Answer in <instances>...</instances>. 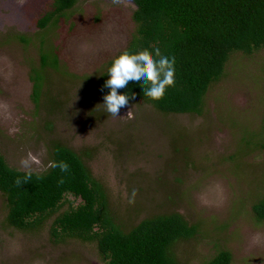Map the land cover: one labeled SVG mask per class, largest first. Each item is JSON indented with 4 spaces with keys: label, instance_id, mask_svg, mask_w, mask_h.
<instances>
[{
    "label": "rangeland",
    "instance_id": "rangeland-1",
    "mask_svg": "<svg viewBox=\"0 0 264 264\" xmlns=\"http://www.w3.org/2000/svg\"><path fill=\"white\" fill-rule=\"evenodd\" d=\"M48 2L0 0V10L10 12L8 19L14 18L16 12L30 21ZM132 8L125 0H81L71 14L60 18L48 32L60 63L51 79L44 77L48 87L45 93L42 91L37 111L42 116L48 115L46 111H56L67 102L70 108L68 114L59 115L52 129L56 133L50 138L87 149V164L98 177L109 179L108 186L113 191L116 189V179L111 174L113 162L127 186L135 187L136 180L147 186L144 191L147 200H135L139 206L144 205L141 215L151 216L157 204L160 209L165 208V193L177 189L179 198L174 197V203L166 206L182 213L188 221L199 222L205 232L203 241L184 240L177 246L179 253L190 258V263L196 262V256H212L223 245L230 250L234 264H264V220L257 221L248 205L249 194L255 192L257 180L264 176V155L255 146L264 140V50L250 57L234 55L225 75L209 87L201 115L162 116L149 111L150 117L134 118L136 112L149 110L146 105H134L130 117L128 112H122V118L116 121L107 116L98 97L86 90L83 83L89 82V76L126 44L133 29ZM0 14L5 15L6 11ZM39 55L37 42L26 45L15 41L0 46V142L11 143V156L18 149L17 164L30 170L46 166L44 142L35 133L40 119L32 100L31 68H42ZM74 84L83 90L70 95L68 101L59 98ZM69 122L71 126L65 128L63 125ZM171 134L177 138L175 147L186 146L177 151L181 154L178 157L172 151ZM247 139L252 145L246 143ZM141 140L146 146L139 145ZM233 155L236 162L230 158ZM189 159L194 163L188 162ZM24 160L30 162L28 167L22 163ZM137 161L150 166L139 168L150 171L144 180L127 176L128 166ZM175 177L184 181L179 188L178 183L174 184ZM156 181L167 185L156 188ZM126 209L123 204L117 207V216L126 219ZM3 216L0 195L1 220ZM9 232L6 240L10 237L16 240V234ZM38 240L37 236L26 235L21 244H5L2 260L5 264H102L92 248L72 242L57 246L45 236Z\"/></svg>",
    "mask_w": 264,
    "mask_h": 264
},
{
    "label": "trees",
    "instance_id": "trees-1",
    "mask_svg": "<svg viewBox=\"0 0 264 264\" xmlns=\"http://www.w3.org/2000/svg\"><path fill=\"white\" fill-rule=\"evenodd\" d=\"M78 1L81 0H49L48 4L45 3V9L30 21L21 18L16 12H13L14 18L8 19L10 12L5 8L0 10L6 11L5 15L0 14V18H3L0 20V46L15 41L26 45L37 42L38 45L42 68H31L32 100L35 113L40 119L34 127L37 131L35 133L44 142L46 159V166L39 170L23 169L17 164L20 158L18 149L11 156V143L0 142V195L4 206V216L0 219V264H5L1 254L4 245L21 244L26 235L37 236L39 242L45 236L48 242L57 246L72 242L92 248L102 264H192L189 262L190 258L186 259L179 253L177 246L184 240L201 242L205 232L199 222L188 221L182 213L166 206L174 203V197L179 198L176 196L177 189L175 192L165 193V208L160 209V204H157V210L151 216L141 215L139 212L144 205L139 206L135 200H147L148 195L144 193L147 186L137 180L135 187L127 186L116 172L113 162L111 174L116 179V189L113 191L108 186L109 179L98 177L87 164V149L58 142L55 137L50 138L56 133L52 129L59 115L69 113L68 102L65 105L60 104L56 111H46L48 115L42 116L37 111L42 91L45 93L48 87L44 83V77L47 75L51 79L52 74L59 70L60 63L58 52L48 40V32L56 27L60 18L75 10ZM125 1L133 7V29L126 44L99 71L92 77L89 76V82L84 81L83 84L102 104L103 95L108 91L104 87L108 78L107 69L114 57L125 54L138 57L144 53L155 55L153 50L159 48L161 54L174 59L175 83L166 88L164 96L159 100L144 95L142 86H132L128 92L122 93V97L131 94L136 106L146 105V109H149L136 112L134 118L150 117L147 114L149 111H155L162 116L201 115L206 106L209 87L225 75L234 55L250 57L264 50V0ZM45 43L50 45L46 46ZM80 90L83 89L74 84L62 92L59 98H66L68 101L70 95L72 97L73 93ZM55 112L57 113L54 114ZM148 121L150 120L147 119ZM71 124L69 122L63 126L67 128ZM39 130L45 131V134ZM174 137L171 134L172 151L178 157L181 155L179 150L186 149V146L175 147L177 138ZM140 144L146 146L142 140ZM248 144L252 145L250 141ZM255 146L264 155V140L258 141ZM252 149L251 146L250 150ZM234 156L230 158L236 162ZM176 157L173 159L177 161ZM50 161H64L69 165L68 170L62 172L59 168H51ZM172 161L171 159L173 164ZM188 162L194 163L191 159ZM186 166L183 167L189 170ZM141 167L150 166H144L137 161L135 165L128 166L127 176L144 180L150 171H140ZM166 170L169 171L168 168ZM262 174L264 175V171ZM17 180L21 181L19 185ZM257 181L255 192L249 194L248 205L256 220L262 221L264 176ZM175 183H178L176 185L179 188L184 181L175 177ZM164 185L167 183H154L156 188ZM180 194L182 196L184 192L181 191ZM130 199L133 202L130 203ZM122 204L127 207L126 219L117 216L116 208ZM8 231L16 234V240L13 237L6 240ZM191 254V258H194L195 253L191 251ZM193 264L234 262L230 250L222 245L210 257L196 256Z\"/></svg>",
    "mask_w": 264,
    "mask_h": 264
},
{
    "label": "clouds",
    "instance_id": "clouds-1",
    "mask_svg": "<svg viewBox=\"0 0 264 264\" xmlns=\"http://www.w3.org/2000/svg\"><path fill=\"white\" fill-rule=\"evenodd\" d=\"M153 51L155 55L144 53L133 57L125 54L113 58L107 69L108 78L104 87L108 91L104 93L102 102L108 117L118 121L122 118V112H128V117L132 115L130 108L136 104L135 99L131 94L127 97L121 95L128 92L132 86L137 88L142 86L144 95L153 100H159L164 96L166 88L174 85V59L161 54L159 48ZM22 163L25 167L30 164L28 160ZM49 166L59 168L62 172H66L69 167L64 161H50ZM16 183L19 185L21 181L17 180ZM134 196L135 190L132 192V197ZM129 202L133 200L130 199Z\"/></svg>",
    "mask_w": 264,
    "mask_h": 264
}]
</instances>
